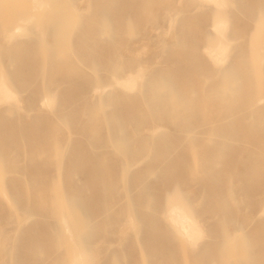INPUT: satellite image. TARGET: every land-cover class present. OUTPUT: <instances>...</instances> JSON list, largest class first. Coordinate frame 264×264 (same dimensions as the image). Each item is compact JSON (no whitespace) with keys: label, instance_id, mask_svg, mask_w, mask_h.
Here are the masks:
<instances>
[{"label":"rangeland","instance_id":"1","mask_svg":"<svg viewBox=\"0 0 264 264\" xmlns=\"http://www.w3.org/2000/svg\"><path fill=\"white\" fill-rule=\"evenodd\" d=\"M50 1L0 0V264H264V0Z\"/></svg>","mask_w":264,"mask_h":264},{"label":"bare ground","instance_id":"2","mask_svg":"<svg viewBox=\"0 0 264 264\" xmlns=\"http://www.w3.org/2000/svg\"><path fill=\"white\" fill-rule=\"evenodd\" d=\"M40 1L41 0H34L35 3L40 2ZM42 1H43V3H50L51 2L50 0H42ZM131 1H132V4L134 5V10H136V0H130V2ZM205 2H213L216 4V6H218V5L222 6L224 4H227L226 0H205ZM218 8H220V7H218ZM129 11H131V10H129ZM120 12H121L120 13L121 16H123V17L126 16L125 13L127 12V8L126 9H120ZM133 16H134V13H133ZM13 17H15V16H13ZM13 17H11V19L9 20L8 24L5 27L4 34L2 36V40L4 42H12L14 40V37L23 34L24 30L26 29L25 25L20 23L19 20H15L16 18H13ZM213 27H214V31H215V29H216V31H218L219 36H220V41L216 47H209L206 50V54H207V57L211 60V63L216 66V65H220V64L225 63L229 59V56H230V54H229L230 42L227 38L229 24H228L227 20H219V21H216L215 23H213ZM35 32H36L37 36L41 37V38H47V37L52 35V33L49 31V28L45 22L37 24V26L35 28ZM129 35H130V33L128 32V36ZM261 47H262V55H263L262 59L264 60V35H263ZM115 56H117V60H118V57H121V56H122V59H124L125 61L130 60L128 57L127 46L126 45H124L122 47L119 46L118 49L115 51ZM120 62H123V61L115 62L114 65L111 67V71H114L112 74H114L116 72L124 73V75L122 77L121 76L116 77L115 82H119L122 86H124L127 89H130L132 91H136V88H138L140 86V84L143 80V75L138 74L136 76V75H134V73L132 71L127 72L123 68V65L120 64ZM158 91H159V89H158ZM252 94L256 95V92L254 91V92H252ZM10 100H18L19 101L18 93L15 90V88L12 85H10L9 80L5 77V78L0 80V101H7L8 102ZM262 128L264 129V127H262ZM167 210H168L167 212H168L169 219L172 221V223L175 225V227L178 229V231H181L182 234L186 235L190 241L196 242L198 240V238H200L202 236L203 227L197 222V220L189 212H187V210L183 206L168 202L167 203ZM68 234H71V233H68ZM183 239L185 240L184 237H183ZM185 242H187V240ZM188 245L190 246V244H188Z\"/></svg>","mask_w":264,"mask_h":264}]
</instances>
